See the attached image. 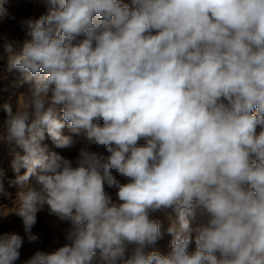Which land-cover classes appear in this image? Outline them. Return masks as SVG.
I'll list each match as a JSON object with an SVG mask.
<instances>
[{"label": "clouds", "instance_id": "obj_1", "mask_svg": "<svg viewBox=\"0 0 264 264\" xmlns=\"http://www.w3.org/2000/svg\"><path fill=\"white\" fill-rule=\"evenodd\" d=\"M44 2L6 46L29 86L0 104L23 224L0 264L40 242L41 212L63 243L23 264H264V0ZM158 212L167 253L148 250Z\"/></svg>", "mask_w": 264, "mask_h": 264}, {"label": "rangeland", "instance_id": "obj_2", "mask_svg": "<svg viewBox=\"0 0 264 264\" xmlns=\"http://www.w3.org/2000/svg\"><path fill=\"white\" fill-rule=\"evenodd\" d=\"M4 5L8 10V14L3 20H0V74L2 75H0V104L9 102L15 107L19 95L26 92L29 85L22 82V76L18 72L8 71V52L6 51V46L12 44L13 48L18 51L22 42L27 38L25 30L20 27L19 22L30 17L38 18L46 13L47 8L44 0H4ZM5 119L6 114L0 110V131L5 127ZM63 131L64 134H68L69 132L67 128ZM45 143L49 144V147L51 146L50 148L55 150L54 145H52V142L49 139H46ZM11 147L12 146H9L7 142L0 141V172L4 174L5 181L7 178H13L15 175L11 167ZM55 151L68 157H74L76 154L75 150L69 152L65 149H56ZM23 171L24 169H21V173ZM12 191V199L0 198V213L4 214L0 215V232H17L23 234L22 220L14 213L15 207L13 203L15 190ZM170 216L172 219L175 218L174 214L170 212H158L154 214L153 218L158 219L161 222V231L164 235L162 239L158 240L154 249L149 248L148 250H161L162 253H167L169 251L168 246L171 237L166 233V229L171 222L169 219ZM63 227H65V225H58L55 222V219L47 215L46 212L39 213L38 223L33 231L40 233V243L28 244L25 242L21 249L20 260L17 261L16 264H23V262L37 250L46 252L51 251L59 246V244L63 243L61 232ZM194 249L195 244L193 242L190 244L189 251H193Z\"/></svg>", "mask_w": 264, "mask_h": 264}, {"label": "bare ground", "instance_id": "obj_3", "mask_svg": "<svg viewBox=\"0 0 264 264\" xmlns=\"http://www.w3.org/2000/svg\"><path fill=\"white\" fill-rule=\"evenodd\" d=\"M4 57V56H3ZM1 75V74H0ZM2 76V75H1ZM21 82V81H20ZM12 83V82H11ZM20 87V86H19ZM2 91V90H1ZM67 133V132H66ZM49 145V144H48ZM10 146V145H9ZM51 147V146H50ZM3 149V148H2ZM56 150V149H55ZM69 155V154H68ZM4 200V199H3ZM8 204V203H7ZM14 204V203H13ZM171 221V220H170ZM53 222V220H52ZM54 223V222H53ZM162 229V228H161ZM36 232V231H35ZM165 232V231H164ZM53 237V236H52ZM54 239V238H53ZM55 240V239H54ZM40 243V242H39ZM43 244V243H42ZM43 246V245H42ZM51 249V248H50ZM53 250V249H52ZM161 251V250H160Z\"/></svg>", "mask_w": 264, "mask_h": 264}]
</instances>
